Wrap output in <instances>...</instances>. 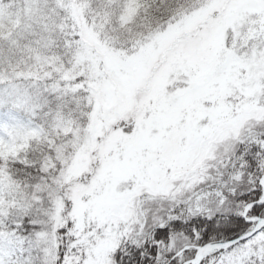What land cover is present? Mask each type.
I'll return each mask as SVG.
<instances>
[{"label": "snow or ice", "instance_id": "1", "mask_svg": "<svg viewBox=\"0 0 264 264\" xmlns=\"http://www.w3.org/2000/svg\"><path fill=\"white\" fill-rule=\"evenodd\" d=\"M0 264H264V0H0Z\"/></svg>", "mask_w": 264, "mask_h": 264}]
</instances>
